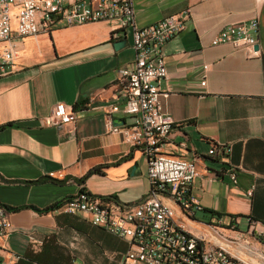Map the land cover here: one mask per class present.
<instances>
[{"label":"crops","instance_id":"obj_1","mask_svg":"<svg viewBox=\"0 0 264 264\" xmlns=\"http://www.w3.org/2000/svg\"><path fill=\"white\" fill-rule=\"evenodd\" d=\"M131 2L139 27L185 14L184 29L164 46L167 78L159 88L175 125L160 150L195 160L189 198L200 209L190 215L161 199L190 232L220 222L229 249L236 251L226 244L231 239L249 236L264 251V0ZM252 19L257 54L211 44L226 24ZM133 61L132 31L115 20L57 25L19 45L14 70L0 77V125L11 123L0 130V204L12 225L0 235V264L122 263L129 242L64 212L62 202L82 190L124 205L148 194L146 156L104 128L108 107L123 93L118 71ZM58 102L73 108L74 123L60 128L46 120ZM112 116L119 125L131 122L121 110ZM219 145L230 147L227 158L208 153Z\"/></svg>","mask_w":264,"mask_h":264},{"label":"built area","instance_id":"obj_2","mask_svg":"<svg viewBox=\"0 0 264 264\" xmlns=\"http://www.w3.org/2000/svg\"><path fill=\"white\" fill-rule=\"evenodd\" d=\"M208 1V0H201ZM102 20L120 22V28L132 31L134 61L118 75L123 84L121 101L111 104L104 128L108 133H122L125 140L146 156L150 190L139 202L124 205L111 197L91 195L84 190L62 202L63 211L88 217L90 223L126 239L129 248L117 264H264V251L249 236L223 244L218 231L220 222L206 226L208 232L194 234L174 219V209L161 197L168 196L182 210L200 209L189 191L198 169L194 159H184L162 152L161 145L175 122L164 110L167 96L159 88L167 78L165 44L185 27L182 12L167 15L157 22L139 27L134 20L131 0H0V77L14 70L19 45L25 37L48 33L57 25H74ZM230 43L257 54L258 22L226 24L212 38L211 44ZM208 65L203 66L200 81L205 84ZM121 110L130 118L128 125L114 122L112 114ZM75 111L63 102L56 103L46 120L63 127L74 123ZM230 147H212L210 155L228 157ZM230 179L236 182L234 172ZM12 230L8 210L0 204V235ZM6 264V263H3Z\"/></svg>","mask_w":264,"mask_h":264},{"label":"trees","instance_id":"obj_3","mask_svg":"<svg viewBox=\"0 0 264 264\" xmlns=\"http://www.w3.org/2000/svg\"><path fill=\"white\" fill-rule=\"evenodd\" d=\"M7 126H11V123H7V124L0 125V130L4 129V128L7 127ZM91 171H92V170H91ZM85 177H86V176H85ZM83 179H84V177L80 178L79 181L81 182V181H83ZM58 206H60V203L55 204V205H53V206H50V207H48L47 209H51V208L58 207ZM216 217H217V219H219V218L221 217V214H217Z\"/></svg>","mask_w":264,"mask_h":264},{"label":"water","instance_id":"obj_4","mask_svg":"<svg viewBox=\"0 0 264 264\" xmlns=\"http://www.w3.org/2000/svg\"><path fill=\"white\" fill-rule=\"evenodd\" d=\"M123 42H124V41H118V42L115 43V46H116V47H117V46H121ZM256 48H258V46H256Z\"/></svg>","mask_w":264,"mask_h":264}]
</instances>
